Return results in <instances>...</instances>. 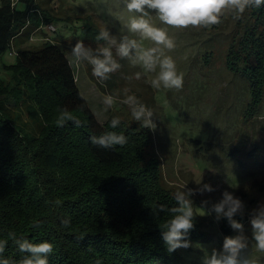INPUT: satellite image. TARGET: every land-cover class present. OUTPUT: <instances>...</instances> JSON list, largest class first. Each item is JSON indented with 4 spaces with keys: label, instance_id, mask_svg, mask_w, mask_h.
I'll list each match as a JSON object with an SVG mask.
<instances>
[{
    "label": "trees",
    "instance_id": "obj_1",
    "mask_svg": "<svg viewBox=\"0 0 264 264\" xmlns=\"http://www.w3.org/2000/svg\"><path fill=\"white\" fill-rule=\"evenodd\" d=\"M54 20L34 0H0V60L17 38ZM237 25L225 66L245 81L246 117L259 118L264 6L246 10ZM14 52V63L0 65V240L7 241L0 259L18 264L25 255L9 238L12 232L16 239L51 243L48 264H182L178 249L167 253L161 235L173 214L158 208L177 203L163 184L151 131L123 121L112 129L113 118L100 124L78 89L62 42L46 40ZM61 109L81 126H57ZM107 131L123 133L128 143L106 149L90 142ZM254 144L243 155L252 170L244 175L264 173V144ZM194 225L190 241L208 240L196 217ZM220 229L230 235L226 218Z\"/></svg>",
    "mask_w": 264,
    "mask_h": 264
},
{
    "label": "rangeland",
    "instance_id": "obj_2",
    "mask_svg": "<svg viewBox=\"0 0 264 264\" xmlns=\"http://www.w3.org/2000/svg\"><path fill=\"white\" fill-rule=\"evenodd\" d=\"M34 3L40 13H48L55 20L43 23L40 30L29 37L17 38L12 49L37 48L46 40L62 42L78 89L100 124L117 117L127 125L141 126L132 117L129 107L120 102L125 89L128 95H135L153 112L156 127L148 129L160 159L165 188L175 195L184 187L185 190H196L203 184L211 185L213 191L205 190L202 194L195 191L190 197L194 207L203 206L206 210L218 203L225 191L233 193L245 205L243 214L234 218L244 225L245 235L251 242L250 213L264 204V173L242 174L252 171L243 155L246 156L252 144H264V119L261 118L264 117V105L259 118L246 117L248 92L245 81L233 76L225 66L227 48L238 30L239 18L226 11L217 26L175 29L162 25L151 12L152 22L166 27L175 40V49L166 54L174 59L184 78L183 88L179 91L156 90L145 82L154 74H142L141 79H135V73L142 69L127 58L117 56L115 46H111L113 56L121 67L108 80L94 77L91 65L86 62L71 63L72 46L79 40L94 50L110 46L107 41L96 39L103 30L108 31L117 43L123 36L139 40L138 35L128 30L130 18L137 14L127 11L126 0H34ZM141 43L145 47L154 46L150 41ZM14 61L15 56L8 49L1 57L0 65ZM107 95H113L116 100L105 111L103 99ZM204 201H207L206 205L202 204ZM200 215L197 212L196 218L208 240L191 241V247L178 249L182 264H201L202 257L213 248L222 249L226 235L220 229V219H216L214 212ZM236 234L231 230L229 236ZM255 255L264 264V254Z\"/></svg>",
    "mask_w": 264,
    "mask_h": 264
},
{
    "label": "clouds",
    "instance_id": "obj_3",
    "mask_svg": "<svg viewBox=\"0 0 264 264\" xmlns=\"http://www.w3.org/2000/svg\"><path fill=\"white\" fill-rule=\"evenodd\" d=\"M264 6V0H126V9L129 13H136L130 18L128 30L136 34L139 40L123 36L117 43L109 32L103 30L96 37L97 40H105L110 46L97 49L87 47L82 40L77 41L71 49L72 61L74 64L86 62L91 65L92 75L101 81L108 80L112 73L120 69L121 65L113 56L111 46H115L116 55L120 58H127L133 64L138 65L142 72L135 73V79H141L142 74H154L145 82L153 89L161 88L177 91L183 88V74L177 70L174 59L166 54L175 49V40L169 35L166 27H160L152 22L150 16L154 12L156 18L162 25L175 29L187 28H210L221 24L225 12H231L234 18L242 16L250 8ZM141 41H150L151 47H145ZM125 89V96L120 101L129 107L135 121L140 122L142 127L155 129L153 123V112L135 95H128ZM116 97L107 95L103 99L105 111L112 107ZM66 121H72L76 127L81 126L78 118L73 116L67 109H61L56 120L59 127H63ZM120 120L114 117L110 121V127L115 129L119 126ZM90 142L102 148L123 147L128 143V138L123 133L107 131L100 136L90 137ZM201 183V182H200ZM200 183H197L200 185ZM211 192L214 189L209 184L192 190L188 189L175 192L174 199L176 207L167 209L160 205L159 212L170 211L173 215L163 225L161 232L167 253L171 254L177 249L191 247L189 232L194 229V219L197 212L200 216L215 213L216 219L222 217L227 219L228 225L237 233L232 236H225L222 249L215 248L209 254L202 257L201 264H261L255 253L264 254V204L259 205L250 213L251 242L245 235L244 225L235 219L242 215L245 205L241 199L233 193L225 191L223 198L212 205L210 210L205 207H194L190 197L199 191ZM60 204V201H56ZM203 205L207 201L202 202ZM62 224L67 226L68 220ZM35 227H39L37 222ZM9 238L13 240L18 251L25 253L18 264H48L47 257L53 251V245L49 242L31 243L27 239H16L15 234L10 232ZM6 240H0V254L5 251ZM0 264H13L8 259H0Z\"/></svg>",
    "mask_w": 264,
    "mask_h": 264
},
{
    "label": "built area",
    "instance_id": "obj_4",
    "mask_svg": "<svg viewBox=\"0 0 264 264\" xmlns=\"http://www.w3.org/2000/svg\"><path fill=\"white\" fill-rule=\"evenodd\" d=\"M12 1H14V2H12L13 4H16L17 3V0H12ZM11 50H12V53L11 54H14L15 53L14 50L13 49H11Z\"/></svg>",
    "mask_w": 264,
    "mask_h": 264
}]
</instances>
